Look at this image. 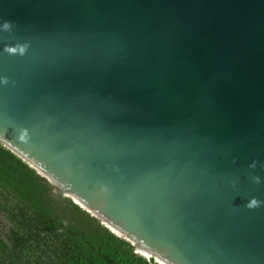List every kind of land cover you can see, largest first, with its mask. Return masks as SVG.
I'll list each match as a JSON object with an SVG mask.
<instances>
[{"label":"water","instance_id":"water-1","mask_svg":"<svg viewBox=\"0 0 264 264\" xmlns=\"http://www.w3.org/2000/svg\"><path fill=\"white\" fill-rule=\"evenodd\" d=\"M0 141L161 264H264V0H0Z\"/></svg>","mask_w":264,"mask_h":264},{"label":"trees","instance_id":"trees-1","mask_svg":"<svg viewBox=\"0 0 264 264\" xmlns=\"http://www.w3.org/2000/svg\"><path fill=\"white\" fill-rule=\"evenodd\" d=\"M0 264H161L0 141Z\"/></svg>","mask_w":264,"mask_h":264},{"label":"clouds","instance_id":"clouds-1","mask_svg":"<svg viewBox=\"0 0 264 264\" xmlns=\"http://www.w3.org/2000/svg\"><path fill=\"white\" fill-rule=\"evenodd\" d=\"M9 27H10L9 23H8V22H5V24H4V28H5V29H8ZM11 51H15V49H11ZM3 82H4V83H7V79L5 78V79L3 80ZM257 179H258V178H257ZM259 203H261V202L253 201L252 204H249V205H248V207L258 206Z\"/></svg>","mask_w":264,"mask_h":264},{"label":"bare ground","instance_id":"bare-ground-1","mask_svg":"<svg viewBox=\"0 0 264 264\" xmlns=\"http://www.w3.org/2000/svg\"><path fill=\"white\" fill-rule=\"evenodd\" d=\"M115 231H117L116 229H114ZM118 232V231H117ZM141 252L143 253V254H147V256H149V254L147 253V252H145L144 250H141ZM141 253V254H142Z\"/></svg>","mask_w":264,"mask_h":264},{"label":"rangeland","instance_id":"rangeland-1","mask_svg":"<svg viewBox=\"0 0 264 264\" xmlns=\"http://www.w3.org/2000/svg\"><path fill=\"white\" fill-rule=\"evenodd\" d=\"M122 236V235H121ZM146 256V255H145Z\"/></svg>","mask_w":264,"mask_h":264}]
</instances>
